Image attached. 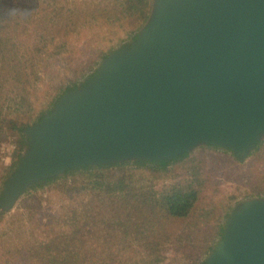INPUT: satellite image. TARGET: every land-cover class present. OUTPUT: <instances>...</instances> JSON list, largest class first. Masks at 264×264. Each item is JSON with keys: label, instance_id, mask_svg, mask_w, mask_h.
<instances>
[{"label": "water", "instance_id": "95a60500", "mask_svg": "<svg viewBox=\"0 0 264 264\" xmlns=\"http://www.w3.org/2000/svg\"><path fill=\"white\" fill-rule=\"evenodd\" d=\"M24 134L4 211L84 167L172 161L202 146L246 161L264 141V0H150L135 37ZM203 264H264V196L232 208Z\"/></svg>", "mask_w": 264, "mask_h": 264}, {"label": "rangeland", "instance_id": "374dc122", "mask_svg": "<svg viewBox=\"0 0 264 264\" xmlns=\"http://www.w3.org/2000/svg\"><path fill=\"white\" fill-rule=\"evenodd\" d=\"M30 4L35 7L24 13L13 4L0 6V13L20 17L16 22L0 17V38L9 40L5 41L9 44L8 57L0 60V200L2 188L26 145L24 129L51 111L65 92L84 85L98 71L101 61L127 45L147 20L132 26L134 17L120 12L122 7H116L112 0H30ZM57 7H70L71 13L61 16L54 12ZM11 57L15 60L10 61ZM21 121H29L22 136L14 127ZM260 144L261 152L252 157ZM260 144L243 162L228 151L208 146L187 154L184 160L193 159L200 166L206 183L191 216L167 221L170 234L159 244L163 264H203L222 235L232 208L243 199L264 196V141ZM180 162L179 158L172 161L168 173L154 177L134 167L135 162L122 163L128 166L113 168L108 182L125 178V184L140 193L149 191L146 186L150 183L162 191L176 177L189 176L191 167H177ZM82 171L34 185L13 209L0 208V234L6 233L0 237V264L9 258H13V264H23L29 249L37 247L45 234L67 225L81 198L111 195L85 184L79 174ZM105 172L108 174L109 169ZM106 204L109 207L108 201ZM5 246L8 250L16 246L22 252L3 257Z\"/></svg>", "mask_w": 264, "mask_h": 264}, {"label": "trees", "instance_id": "16d2710c", "mask_svg": "<svg viewBox=\"0 0 264 264\" xmlns=\"http://www.w3.org/2000/svg\"><path fill=\"white\" fill-rule=\"evenodd\" d=\"M112 1L116 2V7H122L120 12L134 17L132 26L138 27L147 18L148 0ZM7 4L21 7V13L29 12L35 7V4H30V0L29 3L25 0H0L1 7ZM58 8L54 9V12L61 16L67 14V11L71 13L70 7ZM0 17L15 22L20 18L5 15V11H1ZM63 19L67 20L66 17ZM5 41L9 43L6 37L0 38V60L8 57L9 44L6 45ZM13 60L15 57H11L10 61ZM11 120L16 122L14 119ZM28 124L29 121H21L14 124V127L21 135ZM262 148L263 145L260 144L251 156L259 155ZM186 156L187 154L179 158L182 162L178 163L177 167H191L189 176L176 177L162 191L155 189L153 183H150L146 186L149 191L142 190L144 192L140 193L128 187L125 178L108 182L109 173L113 168H126L128 164L115 163L99 166L97 169L84 167V171L79 173L80 176H84V183L91 184V188L107 191L111 195L81 198V202L73 207V214L67 225L53 229V233L49 235L45 234L36 249H29L28 256L23 258V264H163L159 244L170 234L167 221L191 216L206 183L200 166L193 163V159L184 160ZM177 160L178 158L172 161ZM172 161H137L133 166L139 170H147L152 176L153 174L160 176L168 173L170 169L168 165ZM107 168L108 174L105 172ZM107 201L109 207L107 204L104 205ZM104 208L106 212L102 214ZM121 213L124 215H120ZM5 234V232L0 234V237ZM101 238L103 243L100 242ZM5 250L3 257L6 254L17 255L22 252H18L16 246L10 250L5 246ZM5 264H13V258L7 259Z\"/></svg>", "mask_w": 264, "mask_h": 264}]
</instances>
